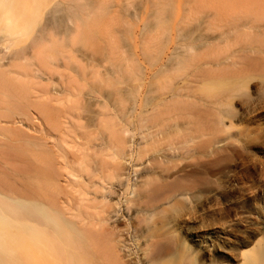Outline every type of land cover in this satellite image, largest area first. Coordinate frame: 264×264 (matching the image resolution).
<instances>
[{
    "label": "bare ground",
    "instance_id": "6f19581e",
    "mask_svg": "<svg viewBox=\"0 0 264 264\" xmlns=\"http://www.w3.org/2000/svg\"><path fill=\"white\" fill-rule=\"evenodd\" d=\"M52 4L0 0V264H208L212 256L209 264H264L261 223L227 213L221 224L192 225L212 200L230 203L247 179L264 171L263 158L245 166L230 153L234 139L224 138L234 126L224 117L230 95L212 98L202 89L216 73L243 78L264 71V52L226 48L232 37L224 39V50L223 37L186 45L179 66L187 70L176 76L175 66L160 57L168 50L161 44L156 61L148 55L145 85L147 95L161 97L140 112L139 137H128L107 107L82 127L74 106H50L51 82L66 69L88 73L89 63L73 58L88 59L80 35L83 25L99 19L88 9L59 30ZM218 9L213 18L223 13ZM115 18L108 15L104 32L111 21L120 32L123 20ZM247 26L236 23L232 30L239 35ZM115 38L105 39L108 59ZM243 109L250 115L252 106ZM256 197L264 201V186ZM216 242L224 254L202 246Z\"/></svg>",
    "mask_w": 264,
    "mask_h": 264
},
{
    "label": "rangeland",
    "instance_id": "374dc122",
    "mask_svg": "<svg viewBox=\"0 0 264 264\" xmlns=\"http://www.w3.org/2000/svg\"><path fill=\"white\" fill-rule=\"evenodd\" d=\"M211 1L213 0H53L52 9L56 10L54 23L59 30H64L82 19L83 13L88 9L96 10L99 22L83 25L80 35L79 47L88 59L73 58L83 66L89 63L88 73L78 74L72 69H66L62 70V75H54L50 106H74L76 113H81L83 117L80 122L82 127H88L95 122L99 112L107 107L111 110L113 121L130 131L128 137H139L140 126L137 121L140 112L145 109L144 106H154L161 97L157 92L150 95L145 93L148 55L156 61L160 54L159 45L163 44L165 50L168 49L160 57L175 66L172 73L176 76L187 70L179 66L180 60L186 55V51L182 49L186 45L195 48L223 37L220 46L224 50V39L232 37L226 48L264 52V0H215L214 4ZM214 6L216 10H223V13L213 18ZM111 13L123 20V27L118 34L114 21H111L108 31L104 32L106 19ZM184 17L185 29L180 31V20ZM241 22L248 24L249 28H241L239 36L232 27ZM110 33L116 36L115 55L112 59H108L106 55L105 39ZM260 68L248 72L243 78L216 73L206 86H202L203 91L212 98L230 95L224 102V117L232 119L234 126L224 132V138L234 139L235 147L229 148L230 153H234L236 159H243L245 166L251 164L255 157L264 159L260 148L264 145V71ZM183 78L184 76H180L174 84H180ZM243 106H252L250 115L243 114ZM86 107L91 112H84ZM126 116L136 117V123H125ZM254 176L245 179L242 185L244 189L252 188L254 193L244 194L242 188L237 191V194L240 192L237 195L240 200L236 197L232 203L227 204H223L221 200L222 203L212 200L213 204L204 212L200 210L201 214L198 215L201 217L197 216L192 225L221 224L228 220L224 217L225 214L227 216V213H232L231 219L242 218L241 222L247 220L251 224L261 223L264 226V201L260 202L261 198L256 197L257 190L264 186V171L257 170ZM252 186H258V189L254 191ZM224 202L226 203L225 200ZM205 214L208 215L204 216ZM221 215L223 218H220ZM202 218L203 223L200 221ZM215 245L216 247H211L210 244L202 246L210 247L208 249L212 252L215 250L224 254V247L218 242ZM210 259H214V256Z\"/></svg>",
    "mask_w": 264,
    "mask_h": 264
}]
</instances>
